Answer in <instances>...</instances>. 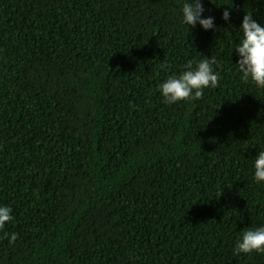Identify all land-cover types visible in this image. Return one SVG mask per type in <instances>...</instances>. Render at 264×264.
<instances>
[{"label": "trees", "instance_id": "obj_1", "mask_svg": "<svg viewBox=\"0 0 264 264\" xmlns=\"http://www.w3.org/2000/svg\"><path fill=\"white\" fill-rule=\"evenodd\" d=\"M182 2L0 0V204L17 234L0 232V264H264L232 251L264 225V90L233 51L264 0H204L216 30L189 32ZM201 55L217 87L163 104L158 84Z\"/></svg>", "mask_w": 264, "mask_h": 264}, {"label": "clouds", "instance_id": "obj_2", "mask_svg": "<svg viewBox=\"0 0 264 264\" xmlns=\"http://www.w3.org/2000/svg\"><path fill=\"white\" fill-rule=\"evenodd\" d=\"M231 11L232 8L227 7L222 12L221 19L228 22ZM204 12V0H183L180 24L188 32L197 25L203 31H215L214 17L204 16ZM238 30L240 36L233 51L237 56L235 65L240 79L250 82L258 90H264V23H258L253 15L245 13ZM213 65H217V61L212 57L202 56L199 60L186 61L178 74L168 75L158 84L157 91L162 103L173 105L195 101L202 97L205 89L216 88L220 74L213 69ZM252 180L255 184L264 186V150L258 151L252 161ZM12 220L11 207L0 204V232L9 244L16 241L17 234L3 232V229ZM232 251L234 255L264 254V225L242 230Z\"/></svg>", "mask_w": 264, "mask_h": 264}]
</instances>
